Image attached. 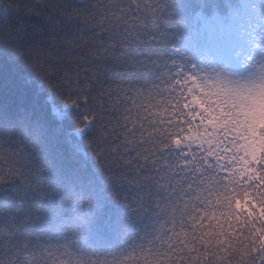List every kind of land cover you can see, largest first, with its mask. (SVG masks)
Here are the masks:
<instances>
[{"label":"snow or ice","instance_id":"obj_1","mask_svg":"<svg viewBox=\"0 0 264 264\" xmlns=\"http://www.w3.org/2000/svg\"><path fill=\"white\" fill-rule=\"evenodd\" d=\"M0 264H264V0H0Z\"/></svg>","mask_w":264,"mask_h":264}]
</instances>
